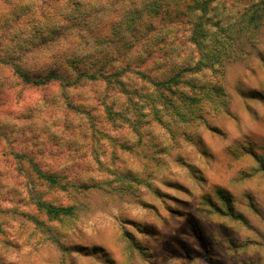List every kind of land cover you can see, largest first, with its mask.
<instances>
[{
	"label": "rangeland",
	"instance_id": "obj_1",
	"mask_svg": "<svg viewBox=\"0 0 264 264\" xmlns=\"http://www.w3.org/2000/svg\"><path fill=\"white\" fill-rule=\"evenodd\" d=\"M82 1L117 46L76 30L26 46L72 0H0L3 49L66 81L0 66V264H264V22L247 23L260 0Z\"/></svg>",
	"mask_w": 264,
	"mask_h": 264
},
{
	"label": "trees",
	"instance_id": "obj_2",
	"mask_svg": "<svg viewBox=\"0 0 264 264\" xmlns=\"http://www.w3.org/2000/svg\"><path fill=\"white\" fill-rule=\"evenodd\" d=\"M55 2L59 3V0H54ZM70 1L71 0H67ZM121 2H127L126 0H119ZM173 0H167L166 6L171 5V2ZM176 1V0H174ZM194 4H198L199 6H204L203 8L206 9L207 2L212 0H205L202 3H199L198 0H191ZM214 1V0H213ZM95 3V2H94ZM86 4L82 0H72L70 3V7H73L70 12L68 11L67 14L62 15V13L59 12V8H57L55 11L56 14L52 15L51 21L49 25L45 26L43 29H37L36 26H32L31 30L28 33V40L25 42L26 46H35L39 44H48L49 41L51 43L57 42L60 39L68 37L69 30H76V36L80 40H84V36L82 32H87L89 36H92L97 44H106L110 42L113 46L118 45V37L116 35L117 33V26L112 19H109L108 21H105V24L100 21L101 18H99V11H98V5L96 4ZM96 5V6H95ZM173 5V4H172ZM95 6L93 9L91 8V11L82 12V10L85 7H92ZM16 8V6H13ZM47 7H49V4H47ZM173 8V6H172ZM193 8L189 9L192 10ZM250 16L249 20L247 21L248 25L253 27V30L258 28L261 23L264 22V0H260L259 2H256L252 4L249 8ZM245 9V11L247 10ZM21 10L15 9L14 12L10 15L18 22L20 17L22 16ZM177 14V13H174ZM111 16L114 18L116 16V10L112 8L111 10ZM1 19V16H0ZM4 23H8L7 21H4V18L2 19ZM2 23V22H1ZM0 23V26L2 25ZM103 24V25H102ZM107 27L111 28V33L108 34L105 32ZM111 38V39H110ZM46 40V41H45ZM114 40V41H113ZM114 42V43H113ZM19 47H11L10 49L4 50L3 46H1L0 42V66L3 67H10L11 75L14 77H17L22 80L25 84H32L35 87H41L45 86L53 81H63L64 78H62V74L60 73L59 69L52 68L51 70L47 71L45 74L41 73H34L31 75V71H25L22 70L20 64L18 63V60L16 59L15 52L20 50ZM115 49V48H114ZM9 50V51H8ZM116 52V49L114 50ZM9 52V53H8ZM107 60L105 59L106 62ZM102 62V61H101ZM79 63L82 64V61L80 59H73V63H70L69 68L72 69V71L76 70V67L79 65ZM99 63V62H98ZM101 70V69H100ZM93 71L92 73H88L86 70L79 71V76L81 80H88V81H95L98 79H105L107 76V71ZM66 82V81H63ZM69 84V83H67ZM166 85V83H157L155 86L162 89ZM165 89V88H163ZM45 177V176H43ZM51 175L47 176L45 178L46 182H48L51 185H54L56 182V177ZM38 207L42 209L47 216L51 217H69L73 214V207H54L52 205H48L45 203H39Z\"/></svg>",
	"mask_w": 264,
	"mask_h": 264
}]
</instances>
